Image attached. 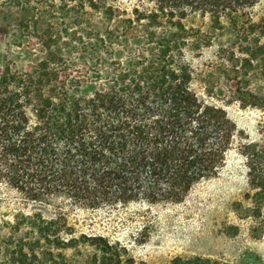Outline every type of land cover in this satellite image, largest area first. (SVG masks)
I'll use <instances>...</instances> for the list:
<instances>
[{
    "label": "trees",
    "instance_id": "1",
    "mask_svg": "<svg viewBox=\"0 0 264 264\" xmlns=\"http://www.w3.org/2000/svg\"><path fill=\"white\" fill-rule=\"evenodd\" d=\"M136 2L129 11L115 0H19L26 26L0 60V185L39 205L55 197L90 210L181 203L220 174L237 145L247 188L232 209L263 239L264 89L252 83L264 80V0ZM27 33L41 55L24 43ZM214 45L212 66L197 69ZM221 85L226 104L263 114L255 138L211 101ZM62 220L26 217L27 231L17 224L0 238V264H70L54 253L78 243L62 237ZM83 237L98 252L88 264H135L120 243ZM238 264L264 259L248 251Z\"/></svg>",
    "mask_w": 264,
    "mask_h": 264
},
{
    "label": "rangeland",
    "instance_id": "2",
    "mask_svg": "<svg viewBox=\"0 0 264 264\" xmlns=\"http://www.w3.org/2000/svg\"><path fill=\"white\" fill-rule=\"evenodd\" d=\"M115 4L130 11L137 2L115 0ZM21 7L19 0H0V29L9 32L7 36L0 34V60L5 46L15 44L20 27L26 26L20 25ZM262 10L260 6L251 12L254 19L262 14ZM195 24L199 25L201 21L196 20ZM25 35L24 43L41 55L39 41L30 38L29 33ZM16 49V46L12 47L13 51H21ZM217 51V45L205 49L201 58L195 59V67L208 69L216 60ZM26 61L29 57L23 60ZM252 87L264 89V80L253 79ZM195 88L203 94L201 85H195ZM228 100L227 88L218 86L216 98L211 101L223 106L238 128L255 138L263 114L243 109L238 102L226 104ZM246 188V167L237 145L228 153L220 174L197 184L181 203L138 202L127 207L90 210L73 205L65 197H55L39 205L28 201L18 191L0 185V238L9 235L17 224L21 225L22 231H27L26 217L41 213L47 220L61 215V226L65 229L62 237L78 240L76 246L54 250L56 255L62 253L70 264H88L94 255H98L95 247L83 237L95 234L126 247V257L133 259L135 264H176L179 259L183 262L202 259L238 264L248 251L264 259V238L254 239L249 232V222L241 220L232 209L233 203L242 199ZM229 226H235L238 232L228 231Z\"/></svg>",
    "mask_w": 264,
    "mask_h": 264
}]
</instances>
